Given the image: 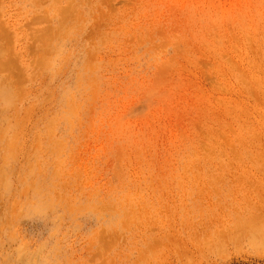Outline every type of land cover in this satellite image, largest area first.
<instances>
[{"label":"rangeland","instance_id":"rangeland-1","mask_svg":"<svg viewBox=\"0 0 264 264\" xmlns=\"http://www.w3.org/2000/svg\"><path fill=\"white\" fill-rule=\"evenodd\" d=\"M0 264H264V0H0Z\"/></svg>","mask_w":264,"mask_h":264}]
</instances>
